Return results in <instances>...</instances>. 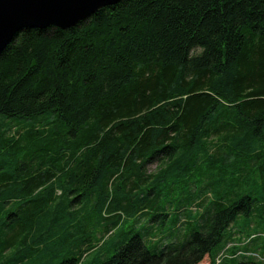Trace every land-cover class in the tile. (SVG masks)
<instances>
[{"label": "trees", "instance_id": "16d2710c", "mask_svg": "<svg viewBox=\"0 0 264 264\" xmlns=\"http://www.w3.org/2000/svg\"><path fill=\"white\" fill-rule=\"evenodd\" d=\"M206 256L264 264V0L20 31L0 51V264Z\"/></svg>", "mask_w": 264, "mask_h": 264}, {"label": "water", "instance_id": "95a60500", "mask_svg": "<svg viewBox=\"0 0 264 264\" xmlns=\"http://www.w3.org/2000/svg\"><path fill=\"white\" fill-rule=\"evenodd\" d=\"M123 0H0V51L23 29L74 27Z\"/></svg>", "mask_w": 264, "mask_h": 264}, {"label": "rangeland", "instance_id": "374dc122", "mask_svg": "<svg viewBox=\"0 0 264 264\" xmlns=\"http://www.w3.org/2000/svg\"><path fill=\"white\" fill-rule=\"evenodd\" d=\"M153 167H155V166H153ZM201 264H210V259H209V257H205L204 259H203V261L201 262Z\"/></svg>", "mask_w": 264, "mask_h": 264}]
</instances>
